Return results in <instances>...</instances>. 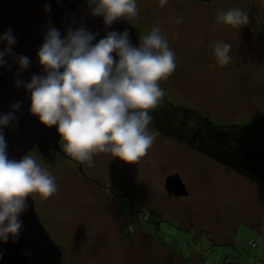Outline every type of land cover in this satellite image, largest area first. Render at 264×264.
Instances as JSON below:
<instances>
[{
    "label": "rangeland",
    "instance_id": "1",
    "mask_svg": "<svg viewBox=\"0 0 264 264\" xmlns=\"http://www.w3.org/2000/svg\"><path fill=\"white\" fill-rule=\"evenodd\" d=\"M246 2L256 1L168 0L160 7L158 0H137V31L159 25L176 54L175 71L160 82L168 101L221 124L264 114V23L249 17L245 26L217 25L212 10L242 9ZM214 41L232 44L228 65H217ZM150 127L157 129L153 121ZM53 153L34 147L27 154L56 177L53 196L33 195L63 250L62 264H264V183L160 131L135 163L97 153L87 166L61 154L54 160ZM173 174L188 195L168 193Z\"/></svg>",
    "mask_w": 264,
    "mask_h": 264
},
{
    "label": "clouds",
    "instance_id": "2",
    "mask_svg": "<svg viewBox=\"0 0 264 264\" xmlns=\"http://www.w3.org/2000/svg\"><path fill=\"white\" fill-rule=\"evenodd\" d=\"M87 3L91 15L103 17L109 28L122 19L132 23L139 16L137 0ZM158 3L164 7L168 0ZM50 11L51 5L46 4L45 12ZM170 22L180 24L182 17H172ZM249 22V15L239 7L216 13L217 25L236 28ZM97 35L80 26L69 28L62 37L57 27L49 26L38 50L42 74H33L23 84L31 98L30 113L49 128L56 126L63 152L82 164L91 166L97 153L135 163L159 135L158 129L150 127L151 112L165 95L160 82L175 71L176 54L159 25L140 35L138 46L131 42L128 30L110 31L94 43ZM0 43L5 45L0 50V67L7 65L9 55L20 71L30 67L29 57L13 52L17 43L13 29L0 34ZM231 51V43L212 44L220 67L232 61ZM21 84L18 79L16 87ZM21 107L16 102L11 111L0 114V243L4 244L19 241L28 197L34 200L36 194L46 200L58 191L56 177L35 156L9 158L4 128L17 119Z\"/></svg>",
    "mask_w": 264,
    "mask_h": 264
},
{
    "label": "water",
    "instance_id": "3",
    "mask_svg": "<svg viewBox=\"0 0 264 264\" xmlns=\"http://www.w3.org/2000/svg\"><path fill=\"white\" fill-rule=\"evenodd\" d=\"M46 4L51 5L50 12H45ZM49 26L57 27L62 37L67 35L69 28L84 26L98 33L94 43L110 31L128 30L131 42L138 46L139 36L142 35L131 22L123 19L107 27L103 17L91 15L87 0H0V34L13 29L17 41L13 52L25 55L31 61L27 70L20 71L18 63L9 55L5 57L7 65L0 67V114L11 111V105L16 102L22 104L16 112L17 119L4 128L10 159L20 160L36 146L46 156L50 150L60 149L56 126L49 128L30 113V94L23 86L30 82L33 74H42L38 50ZM4 47L0 43V50ZM18 79L22 81L20 88L16 87ZM166 189L170 195L189 194L177 174L167 177ZM28 203L29 208L22 214L24 228L19 241L0 243V253H3L0 264H62V248L43 225L31 197H28Z\"/></svg>",
    "mask_w": 264,
    "mask_h": 264
},
{
    "label": "trees",
    "instance_id": "4",
    "mask_svg": "<svg viewBox=\"0 0 264 264\" xmlns=\"http://www.w3.org/2000/svg\"><path fill=\"white\" fill-rule=\"evenodd\" d=\"M151 115L154 126L165 136L230 171L264 183V114L245 124H221L196 109L174 105L164 96Z\"/></svg>",
    "mask_w": 264,
    "mask_h": 264
},
{
    "label": "crops",
    "instance_id": "5",
    "mask_svg": "<svg viewBox=\"0 0 264 264\" xmlns=\"http://www.w3.org/2000/svg\"><path fill=\"white\" fill-rule=\"evenodd\" d=\"M256 2H246L245 5H241L242 9L245 10V12L249 15V17L253 18V20L255 21H261L262 24L264 23V16H263V11H264V3H262L260 0H255ZM213 6V5H211ZM240 6V5H239ZM209 9V7H207ZM211 10V9H209ZM215 11H227V10H222L221 8H219L218 6H216L214 9ZM229 82V81H228ZM230 84V83H229ZM246 107L244 106L243 109H245Z\"/></svg>",
    "mask_w": 264,
    "mask_h": 264
},
{
    "label": "flooded vegetation",
    "instance_id": "6",
    "mask_svg": "<svg viewBox=\"0 0 264 264\" xmlns=\"http://www.w3.org/2000/svg\"><path fill=\"white\" fill-rule=\"evenodd\" d=\"M52 151H54V153H53V158H54V160L58 158V155H59V154H61V155H65V156H66L68 159H70V160L73 159L72 157L66 155V153L63 152V150L61 149V147H60V149H52V150H51V154H52ZM57 154H58V155H57ZM54 156H55V157H54ZM50 157H52V156H50ZM76 162H77V161H76ZM81 171H82V170H81ZM83 172H84V170H83ZM84 175H85V172H84Z\"/></svg>",
    "mask_w": 264,
    "mask_h": 264
}]
</instances>
